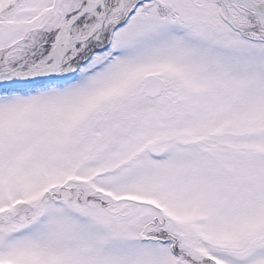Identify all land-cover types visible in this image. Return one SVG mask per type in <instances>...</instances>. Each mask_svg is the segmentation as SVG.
<instances>
[{"label": "snow or ice", "instance_id": "1", "mask_svg": "<svg viewBox=\"0 0 264 264\" xmlns=\"http://www.w3.org/2000/svg\"><path fill=\"white\" fill-rule=\"evenodd\" d=\"M0 264H264V0H0Z\"/></svg>", "mask_w": 264, "mask_h": 264}]
</instances>
